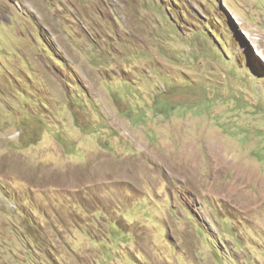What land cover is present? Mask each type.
Returning a JSON list of instances; mask_svg holds the SVG:
<instances>
[{
  "label": "rangeland",
  "instance_id": "obj_1",
  "mask_svg": "<svg viewBox=\"0 0 264 264\" xmlns=\"http://www.w3.org/2000/svg\"><path fill=\"white\" fill-rule=\"evenodd\" d=\"M0 264H264V0H0Z\"/></svg>",
  "mask_w": 264,
  "mask_h": 264
},
{
  "label": "trees",
  "instance_id": "obj_2",
  "mask_svg": "<svg viewBox=\"0 0 264 264\" xmlns=\"http://www.w3.org/2000/svg\"><path fill=\"white\" fill-rule=\"evenodd\" d=\"M216 20H217V18H216ZM219 20V19H218ZM211 28H212V30H213V26H210ZM215 30H217V29H215ZM214 31V30H213ZM218 35V34H217Z\"/></svg>",
  "mask_w": 264,
  "mask_h": 264
}]
</instances>
